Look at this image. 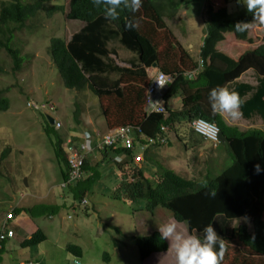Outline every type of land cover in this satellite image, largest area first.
<instances>
[{
  "label": "trees",
  "instance_id": "obj_1",
  "mask_svg": "<svg viewBox=\"0 0 264 264\" xmlns=\"http://www.w3.org/2000/svg\"><path fill=\"white\" fill-rule=\"evenodd\" d=\"M49 1L0 2V49L10 58L12 71L20 68L23 59L18 50L10 46V39L5 38V34L12 35L14 29L10 30L11 26L20 29L39 13H45L47 17L62 14L66 27L68 26L69 37L66 40L50 39L47 55L66 89L77 93L89 91L98 99L111 101L112 109L102 106L100 108L106 131L128 125L136 126L143 134H137V142L144 143V138H155L164 128L167 135L174 133L176 140L184 144L187 135L192 132L189 128L191 121L202 118L217 126L227 147L231 164L226 165L216 175L209 172L201 182L184 179L163 167H160L150 180L133 164L132 157L138 144H134L133 149L105 150L102 152V158L106 162L109 160L110 163L113 155L123 158V164L112 163L118 177L111 186L115 200L126 205L143 201L141 211L150 214L157 208L163 209L176 223L186 224L188 234L202 235L203 228L212 224L224 241V251L219 264H226L228 260L225 241L232 239L233 235L246 250L264 257V129L239 131L237 128L227 127L218 114L212 113L208 101L211 88L226 86L239 94L242 100L239 111L243 118L248 120L256 116L264 120V44L244 52L237 60L216 51V46L223 42L227 33L233 34L237 40L244 41L247 38L246 32L236 31L235 26L237 23L253 21V14L248 12L246 6L239 7V4V10L227 14L224 6L214 10L213 0H203L200 19L205 38L198 59L194 61L191 55L179 46L177 63L175 55H170L169 49L173 47L170 42H167L165 52L158 50L157 32L167 31L164 41L173 39L172 33L166 27V18L174 17L180 10H184L191 0H142L135 13L123 7L117 9L116 20L105 17L107 6L103 0L97 7L93 6L92 0H67L66 5L47 6ZM223 1L226 3L228 0ZM132 24L136 26L130 27ZM121 49L128 54L122 55L119 51ZM199 59L203 66L193 76L187 77L185 73L198 68ZM118 61L121 63L118 64ZM122 64L127 67H122ZM153 65L158 69L156 73H163L172 78L163 96L165 103L179 94L183 107L181 111L167 110L166 115L144 112V91L149 84L147 71L151 70ZM248 71L255 75L256 86L238 84L237 80ZM2 93L0 91V113L9 108V102ZM79 112V106L75 103L72 121L77 127L81 124ZM43 121L42 129L51 143L61 182L66 181L68 167L63 143L69 130L62 128L57 131L47 123L46 117ZM5 157V153L1 154L0 160L3 161ZM91 158L92 155L86 159L81 171L82 178L62 189L71 195L70 207L75 201L85 199L101 179V173L98 171L100 162H91ZM257 163L262 169L259 174L254 170ZM212 192L216 195H210ZM49 209L50 207L41 205L26 209L25 212L31 220L36 221L39 217L46 216ZM37 210L43 212L34 215ZM20 211L22 208L13 210L12 217L15 218ZM49 213L54 215L57 210ZM241 219L245 223L235 228L234 221ZM11 221L6 222L5 230L12 231L14 236L9 227ZM247 223L251 226L250 232ZM13 236L5 235L0 245ZM46 240V235L38 229L29 239L22 241L20 247L30 249ZM134 241L141 263L152 255L164 254L169 249L166 239L162 240L159 232L136 237ZM67 251L77 259L81 258L78 247L69 245ZM3 253L4 251L0 250V264H3ZM229 264H264V261L244 262L234 257Z\"/></svg>",
  "mask_w": 264,
  "mask_h": 264
},
{
  "label": "rangeland",
  "instance_id": "obj_2",
  "mask_svg": "<svg viewBox=\"0 0 264 264\" xmlns=\"http://www.w3.org/2000/svg\"><path fill=\"white\" fill-rule=\"evenodd\" d=\"M66 2L67 0H50L47 6L66 5ZM244 2L245 0H228L226 3L223 0H213V9L219 10L224 6L226 13L232 14L239 10L236 7L237 4L242 8L246 6ZM202 6L203 0H191L185 5L184 10H180L174 17L166 18V25L172 31L173 39L164 41L167 31L157 32L156 41L159 42L158 50L161 53L165 52L168 46L167 42H170L173 45L169 49L170 55H175L177 63L180 55L179 46L188 52L194 61L198 59V48L205 38L203 36L204 28L200 21ZM182 14L186 15L182 16ZM67 27L62 14H53L47 17L45 13H39L30 18L20 29L11 26L10 30L14 29L12 35L5 34V38L10 39V46L18 50L23 61L17 71H12L10 58L3 49H0V91L9 102L8 110L0 113V157L1 154H6L5 159L0 160V200L4 199L5 201V205L0 206V213H6L7 201H20V205L24 207H41V205H49L53 201L47 195L48 190L54 195L55 200L61 206L60 214L52 216L50 222L46 216L37 221L41 225H46L47 230L49 229V236L52 238L46 245L49 249L45 251L46 256L43 264H59L62 256L66 254L63 248L54 247L59 242L83 245L81 264H175L174 249L167 239L168 251L164 254L152 255L145 263L140 262L134 241L136 237L149 236L153 232H159L158 227L164 224L176 223L165 210L158 208L153 214L135 212L137 206L144 205L143 201L137 202L135 206L126 205L115 200L116 198L109 190L102 187L96 191L94 186L85 197L87 202L85 206H81L78 201H75L70 207L71 195L67 190H62L59 187L62 179L51 143L42 129L44 117L39 112L30 110L27 104L29 102L40 104L50 102V105L55 108L52 117L61 122L63 130L74 127L80 131V134L83 131L98 132L99 134L107 132V127L100 116V108L102 106L112 109L111 101L105 98L98 99L89 91L77 93L63 86L56 68L47 55V48L50 39L66 40L69 37ZM245 32L247 38L244 41L237 40L233 34H225L224 42L216 46V51L235 60L238 55L264 44V24L256 20L250 21L249 28ZM188 44H191L192 48H189ZM119 51L122 55L128 54L125 50ZM125 85L130 86L129 84ZM75 103L80 109L79 121L81 124L78 127L72 121ZM194 137L191 144L195 145L190 158L196 164L199 163L194 158L197 145L200 147L205 144L206 148L212 147L208 143H197L201 138ZM175 143L177 144L176 141ZM219 146L213 149L212 154L207 150L201 151L205 154V159L200 163V169L198 168L200 175L197 181H204L206 169H215L213 173L216 175L226 165L231 164L226 145ZM176 149L178 156L184 157L183 145L176 146ZM173 158L170 154L161 159L160 163L164 161L167 163L166 166L171 168L170 163ZM214 163L216 164L212 165ZM220 164L223 166L218 167ZM206 165L208 167H205ZM113 168L115 165L110 166V171L116 175ZM111 179L115 182V179ZM103 182L102 186H105L107 182L105 177ZM34 193L37 197L44 198L35 200L32 198ZM84 211L88 213L87 216L81 213ZM70 214L78 216V225L84 227V233L79 230L76 233H70L67 230L61 234L55 232L54 225L60 230L61 222L65 226L74 223V221L68 220L67 216ZM62 216L64 217L63 221H61ZM262 220L264 222V214ZM243 223H245L244 220H237L234 221V226L236 228ZM176 224L179 231L189 235L186 224ZM247 227L250 232L251 226L248 223ZM225 244L228 257L226 264H229L234 257L244 262L260 263V261H264L263 256L246 250L236 241L234 235L232 239L225 241ZM48 255H53L54 260L50 259ZM33 257L32 255L31 258L27 251H9L2 261L4 264H19L20 261L32 260Z\"/></svg>",
  "mask_w": 264,
  "mask_h": 264
},
{
  "label": "crops",
  "instance_id": "obj_3",
  "mask_svg": "<svg viewBox=\"0 0 264 264\" xmlns=\"http://www.w3.org/2000/svg\"><path fill=\"white\" fill-rule=\"evenodd\" d=\"M238 9V6H236ZM186 14H182V16H185ZM201 21V19H200ZM182 24V23H181ZM183 25V24H182ZM203 25V24H202ZM166 27L169 30V26L166 25ZM204 28V27H203ZM171 33L172 31L169 30ZM173 35V34H172ZM204 36V35H203ZM224 42V41H223ZM262 45V44H261ZM189 48H192L191 44H188ZM260 46V45H259ZM202 47V43L199 45L198 48V53L200 52V48ZM258 47V46H257ZM256 47V48H257ZM254 48V49H256ZM253 49V50H254ZM251 51V50H249ZM224 54V53H223ZM243 54V53H242ZM241 54V55H242ZM225 55V54H224ZM240 56L238 55L237 58L235 60H237ZM232 59V58H231ZM122 67H127L124 64H122ZM158 71V69L156 68H152L151 70L147 71L148 73V78L152 77L153 75L156 74V72ZM237 82H239L238 84H248L251 86H256V77L253 74V72L248 71L247 73H245L244 75H242ZM181 96L178 94L172 98H170L166 103L164 101L165 104V108L166 110H170V111H181L182 110V104H181ZM213 114H218L219 117L221 118L222 123L227 126V127H231V128H237L239 131H246L249 129H257V130H263L264 129V120L263 119H259L256 116L253 117L252 119H245L242 116H240L238 119L233 120L231 118L228 117V115L226 113H214L212 111ZM98 133V132H97ZM69 136H72L73 138L76 139H80V131L76 130V128H69ZM102 134V133H101ZM194 133L190 132L187 135V139H186V143L182 144L181 142L176 140L175 134L174 133H168V141L165 145L163 146H157V147H150L144 154H143V163L142 165H139V169H141L143 171V173L145 174V176H147V178H149L150 180H152V176L155 174L156 171L159 170L160 167L169 169L171 171H173L174 173H176L178 176L187 179V180H197L198 176L200 175L198 173V168L200 169V163H202L205 159V154L201 151H205L207 150L209 153H213V149H216L219 145H224V140L223 142H220V144L216 147H213L210 143L199 139L200 141L197 143H208V145H210L212 148H206L204 145L203 146H198L197 145V152H196V157L194 156L195 159H197L199 161V163H193L192 162V158H190V154L191 152L194 150V145L191 144L192 139L195 138ZM177 142V144L174 142ZM183 145V150H184V157H180L178 156L177 149L176 146L179 145ZM174 145V146H172ZM220 147V146H219ZM172 155L174 158L171 159V168H169V166H166L167 163L163 161V163H160L161 159H164L165 156H169ZM204 155V156H203ZM94 161V163H99L100 166L98 168L101 169L99 171V173H101V179L96 182V185H94V189H96V191L98 189H102V187L104 189L109 190L111 193L113 192V190L111 189V186L113 183H115L114 181H112L111 178L115 179V181L117 180V175H115L114 173H111L110 171V166L112 165L111 163L106 162L105 160H103L102 155L96 154L92 156L91 158V162ZM216 163L212 164L215 165ZM223 166V164L218 165V167ZM205 167H208V165H206ZM103 168H107L106 170H102ZM114 170H116L115 168H113ZM215 169H206V172L204 174V178L207 176V174L209 172L214 171ZM116 172V171H115ZM110 175V177H109ZM105 179L107 180L105 186H102V184L104 183L103 180ZM48 196H50L52 203H50L49 201V205H42L46 206V207H50L49 212H55L57 210V213L54 215H59L60 214V209L61 206L57 203V201L55 200V197L53 194H51V192L48 190ZM36 197V198H35ZM32 198H34L35 200H42L44 197L42 196H36L35 193L32 194ZM61 200L63 201L61 195H60ZM7 209H6V213H0V225L4 223L5 220V216L8 214L7 212L9 211H15L16 208H22V211H20L18 214L15 215V218L13 221H11L9 223V227L13 230L14 232V236L11 239H7L5 240L1 245H0V250L4 251L2 258H4L5 254L9 251L11 252H16V251H27L28 255L32 258V255L34 256L32 260H27V261H20L19 264H43V261L45 259V251L48 248L47 243L49 242V239H52L49 236V229L47 230V227L45 224H40L37 221L41 218L39 217L36 221H33L30 219V217L26 214L25 210H29L31 208H34L36 206H21L20 205V201H7ZM71 203V202H70ZM5 205V201L4 199L0 200V206ZM131 206H135V205H131ZM137 211L138 212H143L141 211L142 206H137ZM158 209V208H157ZM48 211V210H47ZM93 211H95L93 209ZM135 211V212H137ZM34 215L39 214L40 212H43L41 210H37L34 211ZM46 215L47 220L50 222L52 216H54L53 214L49 213ZM84 216H87L88 213L86 211L81 212ZM69 221H74V223H72V225L70 226H65L63 222H61L59 224L60 226V230H58L57 226L54 225L53 227L56 228L55 232L56 233H62L63 231L67 230L70 233H76L78 230L81 233H84V227H80L78 225V219H77V215L76 214H70L67 216ZM66 217V218H67ZM69 217H71L69 219ZM64 217L62 216L61 221H63ZM243 219H241L242 221ZM38 229L42 230L43 233L46 235L47 240L41 244H39L36 247H32L30 249H22L20 247V244L22 241L27 240L30 238V236L36 232ZM160 233V232H159ZM57 239V238H55ZM11 240H13V242H11ZM58 240V239H57ZM58 247L59 248H63L66 252V254L64 256H62L59 264H74L75 261L79 262L81 264V260L77 259L76 257H74L73 255H71L68 251H67V247L69 246V244L67 243H60L56 244L54 247ZM72 246H76L80 249L81 251V256L84 250L83 245H81L80 243H77L76 245H72ZM33 251V252H32ZM68 254H70V256H68ZM50 259L54 260V256L53 255H48ZM56 256V255H55ZM148 260V259H147ZM4 264V261H2ZM145 263V262H144Z\"/></svg>",
  "mask_w": 264,
  "mask_h": 264
},
{
  "label": "built area",
  "instance_id": "obj_4",
  "mask_svg": "<svg viewBox=\"0 0 264 264\" xmlns=\"http://www.w3.org/2000/svg\"><path fill=\"white\" fill-rule=\"evenodd\" d=\"M202 66L203 63L199 59L198 68L185 73V75L187 77L193 76ZM171 82L172 78L163 73H156L149 78V84L147 85V87H145L144 91L143 109L145 113H156L162 115L167 114L163 96ZM27 107L30 110L39 112V114L43 115L44 117L52 118L53 127L55 130L59 131L62 129L61 122L52 117V114L55 112V108L50 105V102H45L42 104L29 102L27 104ZM189 128L192 133L200 137L202 140L210 143L213 147H216L220 142L218 138L220 131L217 126L213 123L205 121L202 118L193 119L189 125ZM137 134H140L141 136L143 135L139 127L131 125L114 128L103 134L83 131L80 134V139L73 138L72 136H69L70 134H68L63 143L64 152L66 153L68 177L66 181L60 183V189H64L69 183L80 180L82 178L81 171L86 162V159L91 155L93 156V154L102 155V152H104L105 150H111L112 148L133 149L134 144H138L137 151L134 153L132 161L134 165L139 167V165H142V163L144 162L143 154L150 147L163 146L167 143L168 140L167 131L164 128L161 129L160 134H157L155 138H144V143L137 142ZM117 157H119V160H117ZM110 160L111 164H123V158L118 155H113ZM79 204L81 206H85L87 202L85 199H83L79 202ZM9 220H14V218L12 217V211H9V213L5 216L4 223L0 225V242L3 240L5 235L8 237L13 236L12 231L5 230L6 222ZM75 264H78V262H75Z\"/></svg>",
  "mask_w": 264,
  "mask_h": 264
},
{
  "label": "clouds",
  "instance_id": "obj_5",
  "mask_svg": "<svg viewBox=\"0 0 264 264\" xmlns=\"http://www.w3.org/2000/svg\"><path fill=\"white\" fill-rule=\"evenodd\" d=\"M100 2L101 0H92L95 7ZM103 3L107 6L105 17L116 20L117 9L123 7L135 13L140 8L142 0H103ZM244 3L248 12L253 14L254 20L264 24V0H245ZM135 26V24L130 25V27ZM248 28L249 23H237L235 26L238 32H245ZM208 101L214 113H226L233 120L241 116L239 109L242 100L236 91L230 90L226 86L218 85L211 88L208 92ZM254 170L257 174L262 171L259 163L254 165ZM210 195L215 196L216 193L212 192ZM158 229L160 238L167 239L174 249L175 264H219L224 251V241L214 230L212 224L203 228L202 235H185L178 230L177 224L174 222L164 224ZM78 264L80 263L78 262Z\"/></svg>",
  "mask_w": 264,
  "mask_h": 264
},
{
  "label": "water",
  "instance_id": "obj_6",
  "mask_svg": "<svg viewBox=\"0 0 264 264\" xmlns=\"http://www.w3.org/2000/svg\"><path fill=\"white\" fill-rule=\"evenodd\" d=\"M153 68H155V65H153ZM46 120H47V123H48L50 126L53 125V120H52L51 118L47 117ZM218 138H219V141H220V142H223V137H222V134H221V133H219Z\"/></svg>",
  "mask_w": 264,
  "mask_h": 264
}]
</instances>
